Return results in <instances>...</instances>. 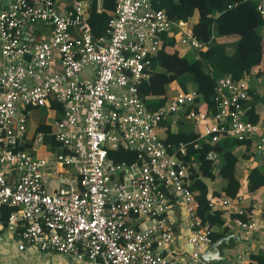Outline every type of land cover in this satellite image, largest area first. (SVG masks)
Listing matches in <instances>:
<instances>
[{
  "label": "built area",
  "instance_id": "obj_1",
  "mask_svg": "<svg viewBox=\"0 0 264 264\" xmlns=\"http://www.w3.org/2000/svg\"><path fill=\"white\" fill-rule=\"evenodd\" d=\"M91 1L74 0L69 11L61 12L53 0H0V7L7 3L0 8V207L12 208L5 226L16 235L19 250L30 245L84 258L88 264H165L162 247L174 236L167 215L173 197L192 217L188 242L190 256L197 259L212 241L210 227L194 217L196 202L185 167L167 152L155 130L163 120L175 124L186 112L199 137L212 143L220 136L233 138L247 142L244 147L252 154L264 155V123L243 118L249 83L228 74L216 78L213 111L205 105L186 111L197 98L194 90L177 92L163 105L147 108L137 85L148 77L145 68L159 35L173 25L177 46L198 50L202 42L186 21L172 22L163 10L153 9V0H115L107 35L92 38L87 22ZM257 1L256 10L263 15L264 0ZM34 21L51 28L49 41L23 34V24ZM54 52L60 70L44 74ZM89 65L93 77L81 79L80 71ZM50 100L61 107V117L50 123L49 131L58 147L43 158L22 144L25 109ZM41 139L37 133L33 145ZM118 145L134 150L138 163L109 160L106 150ZM178 149L183 152L182 144ZM207 156L216 161L214 153ZM48 159L72 167L75 178L67 187L53 192L44 188ZM9 168L17 171L13 180L7 177ZM219 202L232 204L228 199ZM131 217L147 224L134 227L128 223ZM223 224L254 227L253 220L229 216ZM232 264H242L240 256Z\"/></svg>",
  "mask_w": 264,
  "mask_h": 264
},
{
  "label": "trees",
  "instance_id": "obj_2",
  "mask_svg": "<svg viewBox=\"0 0 264 264\" xmlns=\"http://www.w3.org/2000/svg\"><path fill=\"white\" fill-rule=\"evenodd\" d=\"M257 0H153V9L163 10L172 22L186 21L192 34L202 42L198 50H191L187 57L177 46L178 30L171 26L168 31L159 35V45L155 54L150 58L145 68L147 79L137 85V92L147 108L155 109L164 99L170 77L175 82L176 93L194 90L197 93L194 103L186 107L201 108L205 105L208 111L214 110L212 101L213 87L216 78L223 74L233 79L248 81L249 98L243 101V118L254 124H263L264 115L260 113L264 108V14L256 10ZM97 5L99 9H97ZM115 0H92L88 10L87 22L92 38L106 36V24L112 17ZM196 16V21L191 18ZM234 37L233 40H224ZM185 48H188L184 46ZM50 106L61 113V107L54 100ZM186 116V112H184ZM190 119L180 116L174 131L168 129L167 123L163 131L160 122L156 129L161 133L158 137L165 144L169 154L180 159L188 174L187 187L196 202L194 217L200 224L222 225L223 219L219 211L210 210V204L228 199L234 203L237 199L238 188L235 177V167L238 147L247 146V142H240L233 138L220 136L214 143L200 139L196 128ZM43 121L33 128L36 134ZM166 121V120H163ZM177 123V122H176ZM43 129V128H42ZM156 131V130H155ZM157 133V132H156ZM42 141L57 148L58 143L52 135H42ZM182 144L180 153L178 145ZM212 152L217 162L208 158ZM106 156L113 163H138L136 152L118 145L114 149H107ZM260 167L250 169L247 189L252 191L264 185V156L260 160ZM218 177L223 185L219 191L208 193L203 179L213 181ZM11 207H0V225L5 226ZM250 207L242 208L241 213L230 209L229 216L238 217L242 221L251 220ZM264 220V202L262 208ZM217 234L210 232L212 241ZM255 257V256H251ZM264 262V258L259 260Z\"/></svg>",
  "mask_w": 264,
  "mask_h": 264
},
{
  "label": "crops",
  "instance_id": "obj_3",
  "mask_svg": "<svg viewBox=\"0 0 264 264\" xmlns=\"http://www.w3.org/2000/svg\"><path fill=\"white\" fill-rule=\"evenodd\" d=\"M34 1V0H30ZM54 5L58 11L65 12L72 8L74 0H53ZM7 5L3 2L0 8ZM194 17H196L194 15ZM23 34L27 36H32L35 39L42 41H49L52 37L51 28L43 23L42 21H34L31 23H24ZM234 37H228L224 40H233ZM60 70L59 60L57 53H53L49 60V65L44 71V74L57 73ZM0 71H1V57H0ZM94 67L92 65L84 67L80 73L79 77L84 80H90L93 77ZM173 77H170V81L167 86L165 93V99L161 105H163L166 100L176 93L175 82L172 81ZM144 102V101H143ZM58 104V103H57ZM145 104V103H144ZM160 105V106H161ZM146 106V105H145ZM39 107H44L49 111L43 117H40L34 121L31 120L30 116ZM159 107V106H158ZM26 111V131L23 135V146L25 149H31L34 147V154L39 157H47L48 153L44 154V147H46L42 139L40 143L33 145V139L37 133L42 135H49L50 119H52L55 114H60L56 108L50 106V102L43 106L28 107ZM52 113V114H51ZM55 113V114H54ZM260 113L264 115V108L261 109ZM52 115V116H51ZM188 118L183 113L179 114ZM61 117V116H60ZM189 119V118H188ZM43 121V124L39 127L38 132L34 135L32 134L33 128ZM53 120V119H52ZM178 120V119H177ZM190 123L196 128L199 136V128L191 121ZM162 128L158 131H163L165 128V123L168 125L170 131H174L177 123L171 125L170 122L161 121ZM43 128V129H42ZM157 134L160 136L161 133ZM200 139H205L199 137ZM206 140V139H205ZM242 151L238 150V161L235 167V177L237 179L238 195L234 203L229 206L222 205L220 202L216 201L215 204L210 206V210L219 211V217L224 219L229 216L230 209H242L250 207V218L254 222V227L252 229H240L236 227H227L223 223L222 225L213 224L210 225V232L216 233L220 237H225L226 240L222 241L218 245V255L222 257L221 261L217 264H232L235 257L240 256L242 264H258L260 259L264 258V220L262 219V208L264 202V185L257 187L256 189L249 191L247 189V182L249 178V171L252 168L260 167V160L264 155L252 154L247 147H238ZM57 148H52L51 150H56ZM217 162V159H216ZM17 175V171L8 169L7 177L9 180H13ZM75 178V172L71 166H62L58 163H54L52 160H47L46 166L44 167L43 173V184L44 188L48 192L55 191L58 187H67L68 183L72 182ZM207 186L208 193L211 191H219L223 185L222 181L215 177L213 181H208V179H203ZM170 206L167 210V215L172 223L173 231V241L169 244H165L162 247V254L168 257L165 264H203L197 259H193L190 256L192 251V245L188 242V237L194 227L191 225L192 217L186 212L181 204H179L173 197L170 198ZM232 217V216H229ZM128 223L134 227L142 228L147 224L139 217H131ZM204 246L203 250L206 249ZM201 251V252H202ZM200 252V253H201ZM199 253V254H200ZM255 256V257H251ZM0 264H88L84 258H78L71 254H62L49 251H39L33 246L26 245L24 249L19 250L17 248V238L16 235L6 226L0 225Z\"/></svg>",
  "mask_w": 264,
  "mask_h": 264
},
{
  "label": "water",
  "instance_id": "obj_4",
  "mask_svg": "<svg viewBox=\"0 0 264 264\" xmlns=\"http://www.w3.org/2000/svg\"><path fill=\"white\" fill-rule=\"evenodd\" d=\"M225 240V237H220L214 241H211L209 244H207L206 249L198 255L197 260H199L203 264L219 263L222 257L218 255V245Z\"/></svg>",
  "mask_w": 264,
  "mask_h": 264
},
{
  "label": "rangeland",
  "instance_id": "obj_5",
  "mask_svg": "<svg viewBox=\"0 0 264 264\" xmlns=\"http://www.w3.org/2000/svg\"><path fill=\"white\" fill-rule=\"evenodd\" d=\"M195 22L196 21V17H192L191 18V22ZM181 47V53L182 54H185L187 57H190V55L192 54V51H191V49H189V48H185V47H183V46H180ZM167 88H168V90H169V86H167ZM49 113V111L47 110V109H45L44 107H39V108H37V110H34V112L31 114V116H30V118H31V120L32 121H34V120H36L37 119V117L38 118H40V117H43L45 114H48ZM52 114V113H51ZM55 114V113H54ZM56 116H54L52 119L54 120V119H58V118H60V114L58 115V114H55ZM52 116V115H51ZM52 119H50L49 121H50V123H52ZM46 147H44V154L45 153H48V152H50V151H52L51 150V148H50V145L49 144H46L45 145ZM238 150H240V151H242L241 149H239V148H236L235 149V151L237 152V154H238ZM256 157H259V156H256ZM209 181V180H208Z\"/></svg>",
  "mask_w": 264,
  "mask_h": 264
}]
</instances>
